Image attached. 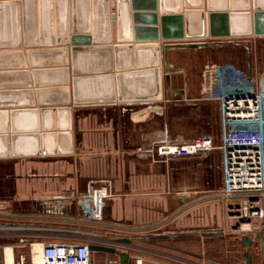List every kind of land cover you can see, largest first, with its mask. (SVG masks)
Here are the masks:
<instances>
[{"label":"crops","instance_id":"1","mask_svg":"<svg viewBox=\"0 0 264 264\" xmlns=\"http://www.w3.org/2000/svg\"><path fill=\"white\" fill-rule=\"evenodd\" d=\"M181 1L158 0V6L164 12L181 11L188 34H200L204 20L203 36L181 40L203 47L166 48L173 40L160 37L134 41L125 19L117 10L111 15L115 0H77L74 17L69 0H0V200L12 212L29 216L28 229L42 232V239L83 241L90 235L95 244L116 248L94 251L93 259L112 254L119 263L124 251L130 264H194L184 258L191 256L192 247L184 242L178 248L184 256H176L160 242L176 234L158 233L165 226L190 225V213L204 207L189 195L192 181L185 176L177 183L174 166L160 167L186 158L156 161L137 149L149 145L158 128H170L171 121L153 106H174L181 125L172 133L178 140L206 130L219 142L218 103L197 98L200 85L188 75L194 64L182 62V56L233 47L241 38L247 45L264 38L253 30V12L264 10V0H204L203 8L184 7ZM35 5L40 9L34 10ZM7 7L11 10L3 21ZM210 12L226 13L228 35L209 33ZM215 23L214 31L223 32L222 15ZM259 24L264 29V15ZM184 107L196 112L186 113ZM203 159V169L209 170L206 184L217 190L220 152L212 150ZM104 176L111 179L114 197L106 200L102 220L88 223L73 196ZM209 198L219 217L220 200ZM112 227L124 236L107 239ZM203 259L224 264L219 258ZM250 259L245 257L246 264Z\"/></svg>","mask_w":264,"mask_h":264},{"label":"built area","instance_id":"2","mask_svg":"<svg viewBox=\"0 0 264 264\" xmlns=\"http://www.w3.org/2000/svg\"><path fill=\"white\" fill-rule=\"evenodd\" d=\"M111 15L115 16L116 11L111 9ZM197 98L218 103L219 142L211 136L180 141L166 128H160L150 144L137 151L167 162L219 150L222 182L212 196L221 203L220 228L224 233L248 237L257 243L264 264V72L257 67L245 72L228 62L206 64ZM161 109L162 106L152 108L155 113H161ZM109 186L110 182L102 179L75 196L86 222L102 220ZM0 218V264H6L5 248L13 252L20 239L29 248L32 264L35 243L40 244L42 264H93L94 251L88 245L96 243L95 238L44 240L40 237L42 232L28 229L32 223L29 216L12 212L5 200H0ZM24 260L21 255L14 262L24 264Z\"/></svg>","mask_w":264,"mask_h":264},{"label":"rangeland","instance_id":"3","mask_svg":"<svg viewBox=\"0 0 264 264\" xmlns=\"http://www.w3.org/2000/svg\"><path fill=\"white\" fill-rule=\"evenodd\" d=\"M202 1H203L202 2L203 5L201 8L204 7V0ZM69 2H71L70 6H71V11H72L70 12V14H72L74 17L73 13L75 12V5L77 3V0H69ZM181 2L183 3V5H185V3L187 4L189 3L188 0H182ZM198 3H199V0H195L193 4H190V5L188 4V6H192L191 8H195L193 6H195ZM66 7H68L67 4H66ZM39 9H40L39 5L34 6V10H39ZM112 9L116 11V4L113 5ZM3 10H4L3 11L4 16L1 18L2 20L3 19L8 20L7 17L5 16H8V12L11 9L7 7V8H4ZM66 10L67 11H65L64 9V11L68 13L69 9L66 8ZM1 12H2V9H1ZM240 36L243 37L244 35H240ZM243 39L244 38L235 40L236 43H235V46L233 47H230L228 45H223V46H220L218 50L213 49L210 52L194 51L192 55L185 54L184 56H182L183 58L182 62L184 61L187 62V60L189 59L188 61L189 62L192 61L194 64L192 67V70L188 72L189 77L192 80H195V82L197 84L199 83L200 85L201 72L204 66L209 63H223V62L231 63L237 69L245 71V72L248 71L247 65H249V70L251 68L257 67L258 69L264 72V38H257L256 40L252 39L253 40L252 45H247L246 42H243ZM197 40H201V39H197ZM253 70L254 69H252V71ZM215 108H216V105L213 107V112H215ZM182 110H185L186 113L196 112L194 108H189V107H186V108L184 107ZM161 111L162 112L160 114H162V117L164 119H167V120L169 119L171 121L170 124L168 123L171 129L167 126V131L171 135H173L172 128H175L181 125L180 120L175 117L176 110L174 106L170 107L169 105V107L162 106ZM194 134L195 136L193 135L192 138L201 137V136H209V135L213 136L214 132L211 133V132H207L206 130H203V132L197 131V132H194ZM214 137H215V134H214ZM203 158H204V154H201V155L189 157V158L182 159V160H176V161H173L172 163H170L171 161L168 163H161L160 165L162 170L166 169L167 165L165 164H169V165L171 164L170 166H174L176 168L175 169L176 175L174 177H176L175 179L177 183L182 181L180 179L184 178L185 176L190 181H192L191 183H192L193 192H191L189 195L191 196V198H193V201H197L199 203L204 204V207H201L198 205L196 209H194V211L190 213L189 217H191L192 219L190 220V223H189L190 225L185 226L183 223H181L180 227L178 226L175 228H171L170 226H165V227H162V229L159 232L156 231V233L158 232V233H165V234H172V233L176 234V236L172 234L174 236L173 238H167L166 240H161L160 241L161 244L163 245L167 244V246H169L170 248L172 247L171 249L173 250L175 249L176 251L170 250V252H172L176 256H184L183 254L184 251L182 252L181 250L179 252L178 248L184 247V242H185L188 247H192L191 248L192 254L189 257L184 256V258L191 259L194 264L196 263L197 264H204V263L210 264L211 263L207 261L204 262L203 258L205 259L214 258L217 261L219 258L221 261L224 262V264H246L244 252H246V255H248L251 258L250 264H261V259L258 254V244L257 243L252 241L250 242L249 246L244 247L241 244V238L239 236H235V235H232L226 232L224 233L221 230L220 228L221 214L219 217L217 216L218 206L213 205V203H209L211 200L209 197H211L214 194L213 191H216L215 190L216 188L214 187L211 188L206 184V180L209 177L207 175L209 170L206 168L203 169V165L205 167V160ZM212 171H214V173L216 174V168ZM102 179L108 180L110 182V186H109L110 192H109L108 197L105 198V202H104L105 204L106 200L110 199L111 197L112 198L114 197L113 196L114 192H112V188H111V179L106 178V176L100 177L96 179L97 183ZM71 197L72 196H70V198ZM74 197L75 196H73V198ZM201 208L204 209L203 212H201ZM212 208L213 210H216V213L211 211ZM221 209L222 207L219 209V213H221ZM170 229L172 230V232L170 231ZM95 230L103 234L105 232L103 228L101 229L96 228ZM107 230H108V233L106 234V236H108L107 239H111L112 237H122L125 234L124 232H121L120 229L115 228V227L108 228ZM150 234H152V232L146 234V236H149ZM96 236H100V235H96ZM85 237L89 238L91 236L87 235ZM13 253H14L15 262L22 255L25 258L24 264H32L29 248L27 244H25L24 242L16 244L13 250ZM197 256H199L200 258H197ZM144 257L145 259L146 258L149 259L151 255L144 254ZM15 262L14 264H16ZM170 262L171 264H184L182 262H174V261H170ZM93 264H119V263H118V257L116 255L109 254L107 258L105 259V257L101 258V254H96L93 259Z\"/></svg>","mask_w":264,"mask_h":264},{"label":"water","instance_id":"4","mask_svg":"<svg viewBox=\"0 0 264 264\" xmlns=\"http://www.w3.org/2000/svg\"><path fill=\"white\" fill-rule=\"evenodd\" d=\"M199 0L195 8H201L203 3ZM118 17L124 18L127 23V29L132 34L134 41H156L159 37L163 40H173L165 44L166 48H200L204 46L201 42L181 41L186 38L198 37L204 35V20H202V31L200 34H188L184 31V15L181 11L164 12L161 10L158 0H115ZM189 7L187 3L184 5ZM192 7V6H190ZM223 16L226 23V13H209V33L211 35H228L227 23L223 32H215V22L218 16ZM264 15V10L253 12V30L256 35H263L264 29L260 27V17ZM173 31V32H172ZM168 79V77H166ZM120 242H127L126 238L118 239ZM242 243L248 246L250 238H242ZM92 251L115 252L116 248L102 244L90 243L88 245ZM246 260H249L245 254ZM119 264H130L129 254L119 252Z\"/></svg>","mask_w":264,"mask_h":264},{"label":"bare ground","instance_id":"5","mask_svg":"<svg viewBox=\"0 0 264 264\" xmlns=\"http://www.w3.org/2000/svg\"><path fill=\"white\" fill-rule=\"evenodd\" d=\"M39 252H40V244H37V243L33 244V250H32L33 264H42V261L39 256L40 255ZM4 257H5L6 264H14L13 252L11 251L9 247L5 248Z\"/></svg>","mask_w":264,"mask_h":264},{"label":"flooded vegetation","instance_id":"6","mask_svg":"<svg viewBox=\"0 0 264 264\" xmlns=\"http://www.w3.org/2000/svg\"><path fill=\"white\" fill-rule=\"evenodd\" d=\"M262 36V35H261ZM263 36H264V34H263Z\"/></svg>","mask_w":264,"mask_h":264}]
</instances>
